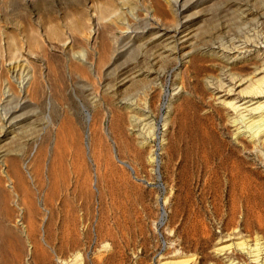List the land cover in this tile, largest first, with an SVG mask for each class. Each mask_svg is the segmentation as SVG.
<instances>
[{
	"label": "rangeland",
	"instance_id": "rangeland-1",
	"mask_svg": "<svg viewBox=\"0 0 264 264\" xmlns=\"http://www.w3.org/2000/svg\"><path fill=\"white\" fill-rule=\"evenodd\" d=\"M184 1L176 48L175 0H0V58L29 57L39 76L19 127L28 125L2 138L0 155L30 165L37 238L51 264L79 248L83 264H137L136 251L142 264H163L174 260V238L189 254L211 250L219 218L231 211H243L252 229L264 219V144L249 152L236 138L232 111L210 88L219 63L203 51L252 29L262 1ZM243 12L246 23L235 19ZM153 17L165 33L114 53L121 24L141 31ZM131 106H149L152 125H134ZM20 235L14 229L10 243L0 241V264H42L41 253L26 260Z\"/></svg>",
	"mask_w": 264,
	"mask_h": 264
},
{
	"label": "bare ground",
	"instance_id": "bare-ground-1",
	"mask_svg": "<svg viewBox=\"0 0 264 264\" xmlns=\"http://www.w3.org/2000/svg\"><path fill=\"white\" fill-rule=\"evenodd\" d=\"M261 1L263 6L261 9L263 10H259L260 12L257 13V16L254 15L256 17L251 18H254V23L249 21V23H253V26L251 25L252 29L246 24L250 28L247 32L243 29L245 34L243 33L239 37L235 34L236 37L231 36L232 38L226 41L218 39L220 40L219 42L214 41L213 45L203 50L205 54L212 57L213 61L218 62L220 67V76H217V79L212 76L215 81H211L210 83L214 100L223 108L225 107L227 110L232 111L230 115L234 117L232 123L235 126L233 127V132L236 134L238 141L244 144L245 151L249 152L258 151L261 148H259L261 144L258 142L264 144V0ZM168 3L172 5V1ZM173 5L176 6L175 11L179 18L172 26L174 42H176V48H178L185 25L184 17L181 15L186 10L187 3L184 0H175ZM242 14L235 13V19L240 20V23H246V19H249L248 16L250 14L247 12H243ZM157 20L154 17L150 18V22L146 23L147 26L141 31H138L130 23L121 24L125 28L123 27L124 29L120 30V37L118 36V38L114 39L113 45L110 48H112L114 53L120 54L132 47L134 49L137 43L140 47H147L155 37L157 38L167 31L161 27ZM150 23L155 25L156 28H152L157 29L156 31L150 28ZM212 26V29L216 31V26ZM219 32L221 33V31ZM94 33L90 32L85 36V39L87 41L90 40ZM191 55L192 53H185L186 61L192 58ZM177 67H181V65ZM38 81L39 76L31 65L29 57L16 54L13 60L7 64L0 58V142L4 136L15 135L24 126L28 125L24 124L27 121L26 117L30 114L26 109L32 104L30 97ZM246 97H249V99H246ZM254 97H261L262 99L251 103L250 100ZM165 106H167L166 102L163 107ZM129 108H131L132 114H135L133 116L134 125H152L153 117L151 114L153 113L149 106L146 108L131 106ZM47 114V117L50 118L49 113ZM161 114H164V112ZM162 120L164 126H166L167 117L163 116ZM21 121L24 122L23 127H19ZM243 125L247 129L241 128ZM247 134L251 138L249 141L254 145L253 149L250 148L252 147L249 145L251 143L248 144L244 140ZM40 156H42V153L37 157ZM22 162V159H9L4 155H0V214L1 216L2 214L4 215L2 216V221H9V224L7 223L5 226L0 224V241H3L6 245L10 243L14 237L12 236V231L15 229V231H19L21 234L17 240L23 253L25 249L26 254L24 256H26L27 261L34 260L38 253H41L42 264H51V256L45 243H41L37 238L41 222L39 224V221H37L38 205L34 202V193L31 190L32 187L29 180V177H32V174L29 172L30 165H23ZM122 162L125 163L124 161ZM125 164L133 170L131 165ZM234 211L228 213L225 219L219 218L220 230L213 233V241L215 242L211 250L203 255L198 253L189 254L187 246L181 240L173 237L174 241L170 247V252L174 260L166 261L163 264H264V219L259 220L257 227L252 229L253 223L251 224L252 227L249 223L251 228L247 226L248 219L246 217L247 220H245V216L242 214L243 211H239L240 213ZM168 217V212L163 209L159 220L160 225L166 224ZM26 218L28 219L26 220ZM171 230L173 229L171 228ZM74 244H77L75 240L73 246ZM102 246L106 248L107 244H103ZM80 251H82L80 248L77 251L73 250V253L69 254L71 259L58 255L57 264H83L82 261L84 260L77 261L81 255ZM20 253H18V257H21ZM135 253L136 263L142 264L141 255L137 251ZM24 256L21 258H25ZM165 256L163 255L160 261L164 260Z\"/></svg>",
	"mask_w": 264,
	"mask_h": 264
}]
</instances>
